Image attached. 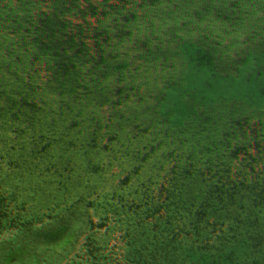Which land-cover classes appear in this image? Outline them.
Segmentation results:
<instances>
[{
    "label": "rangeland",
    "instance_id": "obj_1",
    "mask_svg": "<svg viewBox=\"0 0 264 264\" xmlns=\"http://www.w3.org/2000/svg\"><path fill=\"white\" fill-rule=\"evenodd\" d=\"M132 1L144 3L175 33L199 39L211 52L237 65H264V0ZM57 7L58 0H0V127L7 120L27 122L30 133L37 137L46 117L59 109L57 99L45 98L51 71L40 53L48 26L58 18ZM21 20L26 29L20 32L27 35V43L15 58L12 53L21 43L16 24ZM129 43L130 49L122 55L111 53L105 44L92 48L56 114L60 133L56 154L67 167L91 157L87 93L106 109L125 105L129 120L123 143L129 149H122L115 158L110 181L122 188L131 205L151 212L139 197L145 124L154 90L147 49L153 44L167 52L171 48L138 31ZM195 57L184 53L175 61L182 97L170 154L173 179L167 205L157 215L159 233L155 241L166 239L175 264H264L259 252L263 248L256 247L261 242L254 240L253 232L254 221H264V78L256 74L230 78ZM91 107L88 120L99 145L104 146ZM0 152L10 153L33 172L28 165L34 158L31 147L20 151L0 147ZM10 169L43 223L59 262L93 264L62 200H49L44 193L55 190L46 182L27 177L14 162ZM220 180L229 183L233 201L218 203L217 197L225 198L227 190L226 186L217 188ZM236 201L237 206L244 207L242 211L240 207L235 211ZM93 236L112 262L120 264V259L116 260L119 251L108 238L96 231ZM14 241L0 225V264H7L5 246L11 243L14 248ZM165 250L158 249V254Z\"/></svg>",
    "mask_w": 264,
    "mask_h": 264
},
{
    "label": "flooded vegetation",
    "instance_id": "obj_2",
    "mask_svg": "<svg viewBox=\"0 0 264 264\" xmlns=\"http://www.w3.org/2000/svg\"><path fill=\"white\" fill-rule=\"evenodd\" d=\"M70 2L84 4L82 0H70ZM136 3L149 12L144 3ZM57 10L60 13L59 4ZM16 25L19 31L17 38H20L21 43L18 50L12 53L15 58L22 53L23 45L27 43L25 40L27 35L24 37L20 32L26 29L25 23L21 20ZM138 32L144 33L145 36H155L171 48L170 52H167L159 45L153 44L147 49L154 90L145 124V144L142 154L143 187L139 197L141 204L151 212L142 211L137 205H131L122 188L110 181L109 170L115 158L119 156L122 149H129V146L123 143L129 120L125 105L106 109L99 106L98 101L87 93L85 109L90 149L91 125L88 115L93 105L107 156V163L104 165L95 163L92 149L90 158L84 161L79 160L69 167L62 164L56 154L60 134L58 120L47 128L41 140L39 152L30 137L28 123L16 124L14 120H7L0 127V147L18 151L31 147L34 152L33 160L31 163L28 162L33 169L32 173L28 172L23 164L10 153L0 152V225L10 234L11 239L15 240L14 252L17 253L15 260H18V263L14 262V264L61 263L50 244L43 223L31 209L21 184L12 176L11 162H14L27 177L36 181H45L56 191L71 215L80 243L93 264H114L96 242L93 231L107 237L119 251L116 260L120 259V264H154L159 263L160 258H162L160 264H175L170 247L166 245V239L162 237L155 241L159 233L157 215L167 205L173 179V163L170 154L175 137L174 120L178 116L179 101L182 97L175 61L184 53L193 57L195 55L181 51L154 33L144 30ZM105 45L111 53L116 55H122L130 49L129 39L124 43ZM87 57L85 56L76 68L74 79ZM23 160L26 162L28 159L23 157ZM225 169H221V172L223 173ZM225 186L227 189L225 198L217 197L219 204L221 200L233 201L234 199V193L229 191L230 185L226 181L220 180L217 188L223 190ZM239 207L241 211L244 208L237 206L236 201L235 211ZM152 211L156 215L152 214ZM263 223L262 220H255L253 232L257 236L256 241L261 242L260 245L256 244V247L263 248L259 252L264 256ZM165 247L167 250L160 256L158 249H166ZM252 258L250 260H253Z\"/></svg>",
    "mask_w": 264,
    "mask_h": 264
},
{
    "label": "water",
    "instance_id": "obj_3",
    "mask_svg": "<svg viewBox=\"0 0 264 264\" xmlns=\"http://www.w3.org/2000/svg\"><path fill=\"white\" fill-rule=\"evenodd\" d=\"M82 1L84 4L78 5L70 0H58L60 13L56 21L48 26L42 41L40 53L47 60L46 69L53 72L47 75L44 95L48 100L57 99L59 109L72 90L76 68L92 48L99 44L124 43L140 30L154 33L181 51L195 55L224 76L238 78L256 74L264 78V65H237L226 56L211 52L199 39L175 33L162 18L132 0ZM57 113H47L50 116L44 120L37 137L30 133L38 152L47 128L58 120Z\"/></svg>",
    "mask_w": 264,
    "mask_h": 264
},
{
    "label": "built area",
    "instance_id": "obj_4",
    "mask_svg": "<svg viewBox=\"0 0 264 264\" xmlns=\"http://www.w3.org/2000/svg\"><path fill=\"white\" fill-rule=\"evenodd\" d=\"M90 125L92 124L91 121L89 120ZM90 139H91V149L93 152V157H94V161L96 164L98 165H104L107 163V156L104 152V146H100V141H98V139H96L92 125H91V130H90ZM45 182V181H42ZM44 193H46L47 198L53 199V200H58L59 196L56 193V191H50V190H44Z\"/></svg>",
    "mask_w": 264,
    "mask_h": 264
},
{
    "label": "trees",
    "instance_id": "obj_5",
    "mask_svg": "<svg viewBox=\"0 0 264 264\" xmlns=\"http://www.w3.org/2000/svg\"><path fill=\"white\" fill-rule=\"evenodd\" d=\"M256 238H257V236L254 233V240L255 241H256ZM5 248L7 249L6 250V259H5L7 264H14V262L18 263V260H15V256L17 255V253L14 252L13 245L11 243H6Z\"/></svg>",
    "mask_w": 264,
    "mask_h": 264
}]
</instances>
